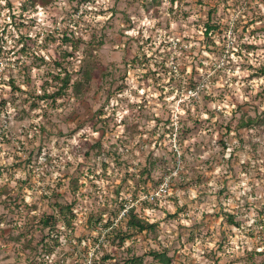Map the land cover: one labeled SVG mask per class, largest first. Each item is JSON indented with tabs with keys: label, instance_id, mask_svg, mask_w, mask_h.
<instances>
[{
	"label": "rangeland",
	"instance_id": "1",
	"mask_svg": "<svg viewBox=\"0 0 264 264\" xmlns=\"http://www.w3.org/2000/svg\"><path fill=\"white\" fill-rule=\"evenodd\" d=\"M48 235L52 264H264V0H0V264Z\"/></svg>",
	"mask_w": 264,
	"mask_h": 264
},
{
	"label": "trees",
	"instance_id": "2",
	"mask_svg": "<svg viewBox=\"0 0 264 264\" xmlns=\"http://www.w3.org/2000/svg\"><path fill=\"white\" fill-rule=\"evenodd\" d=\"M51 1L53 0H29V3L30 5H34L35 3H41L45 5ZM213 28L214 27L212 26H207L206 31L212 30ZM64 41L74 43L75 45L77 44V41L72 42L70 38H66V37L64 38ZM55 80L59 81L60 83V86L57 88V91L52 94H48L44 91V93L42 94V96L39 97V99H51V98L56 99L60 97L61 95H63L68 90V88H72L74 94L76 95L80 94V91L84 86V83L88 84L89 81L91 80V71L89 70L87 65H85L84 67L81 68V80H77L75 82L70 83V76L67 73L62 78H59V76H56ZM11 84H12L13 89H16L13 82ZM54 205L57 208L56 212L58 213V215L61 216V218L66 221L68 226H70V223L73 217L72 215H70V205H62L61 203H58V202H55ZM68 215L70 217H68ZM127 218H128L127 225L137 231H143L146 229L152 230L155 227V224H146L142 222V220L139 219L134 214L133 210H129L127 214ZM227 218L229 219L228 220L229 223L233 225H237L233 222V218L231 216H227ZM55 221L56 220L54 216H48L46 217V219L42 221V225L44 227H48L51 229L53 228V224H55ZM122 239L123 237L120 238V240ZM59 245H60V242L58 241L57 238H51V237L49 238V235H48L44 240H42L41 244H39L38 250H36V246H35L36 255L38 257L42 255H48L52 253L57 247H59ZM149 255H151L154 259H157L162 264H170L171 262L169 258H166V256H164L163 254H158L157 252H150ZM128 262L133 263V264H139L140 260L138 258H132L130 260H127V263ZM30 264H35V262H31ZM37 264H45V263L40 261Z\"/></svg>",
	"mask_w": 264,
	"mask_h": 264
},
{
	"label": "built area",
	"instance_id": "3",
	"mask_svg": "<svg viewBox=\"0 0 264 264\" xmlns=\"http://www.w3.org/2000/svg\"><path fill=\"white\" fill-rule=\"evenodd\" d=\"M170 179L171 178L169 176H165L163 178L162 182L159 183L153 191L143 195L142 198H139V201H137V203L143 202V203H154V204H156L157 202H161L163 199L167 198L170 195ZM133 207H134V205L124 206V209L121 213V217L127 216L129 210L132 209ZM59 242L61 245L64 244V241H62V240ZM100 243H102L104 245V243H105L104 238H102V240L99 241V244ZM99 244H97L98 247H99ZM51 256H52L51 254L44 256L48 260L49 264H52L51 260H50Z\"/></svg>",
	"mask_w": 264,
	"mask_h": 264
}]
</instances>
